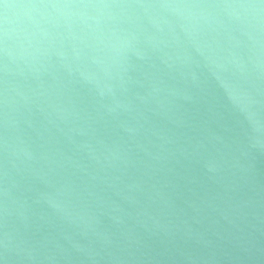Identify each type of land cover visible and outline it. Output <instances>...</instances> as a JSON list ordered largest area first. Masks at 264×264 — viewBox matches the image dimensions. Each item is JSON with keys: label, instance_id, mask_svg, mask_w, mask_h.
<instances>
[{"label": "water", "instance_id": "water-1", "mask_svg": "<svg viewBox=\"0 0 264 264\" xmlns=\"http://www.w3.org/2000/svg\"><path fill=\"white\" fill-rule=\"evenodd\" d=\"M83 4L137 38L119 77L81 74L99 34L52 6ZM33 5L39 71L0 55V264H264V0H0V33Z\"/></svg>", "mask_w": 264, "mask_h": 264}, {"label": "clouds", "instance_id": "clouds-1", "mask_svg": "<svg viewBox=\"0 0 264 264\" xmlns=\"http://www.w3.org/2000/svg\"><path fill=\"white\" fill-rule=\"evenodd\" d=\"M38 7L33 5L31 6L32 11L26 13L29 20L28 26L12 29L5 28L0 33V55L7 57L17 66H19L18 62L22 61L35 71H39L37 65L41 64L42 58L49 52L48 49H44L37 56L31 50V42L36 35V30H39L38 22L34 16ZM52 7L57 10H65L59 12L64 17L77 18L82 30L87 29L93 34H99L97 39L103 44V48H93V55L90 57L91 65H94L95 68L86 67L81 74L85 75V78L89 80H95L97 83L105 79L119 77L124 70V63L128 54L135 52L137 38L134 33L127 32L119 27L116 14L110 10V6L107 4H83L53 5ZM88 10H92L94 14H89ZM188 18L190 20V25L187 29L189 41L192 47L203 52L207 48L206 43L200 40V20L204 18V14L190 12L188 13ZM30 27L33 30L30 31ZM13 36H15L17 43L16 51H13L9 45V41L13 39ZM73 40V50L75 52L77 50L75 37H73ZM60 46H63V41L60 42ZM209 51L211 50L209 49ZM57 54L65 58L62 51H58ZM77 59H79L78 55Z\"/></svg>", "mask_w": 264, "mask_h": 264}]
</instances>
